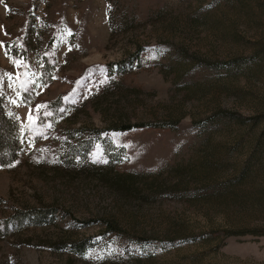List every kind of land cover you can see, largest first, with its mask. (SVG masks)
Instances as JSON below:
<instances>
[{"label": "rangeland", "instance_id": "rangeland-1", "mask_svg": "<svg viewBox=\"0 0 264 264\" xmlns=\"http://www.w3.org/2000/svg\"><path fill=\"white\" fill-rule=\"evenodd\" d=\"M0 92V264H264V0H0Z\"/></svg>", "mask_w": 264, "mask_h": 264}, {"label": "trees", "instance_id": "trees-1", "mask_svg": "<svg viewBox=\"0 0 264 264\" xmlns=\"http://www.w3.org/2000/svg\"><path fill=\"white\" fill-rule=\"evenodd\" d=\"M146 123L135 126H145ZM133 125L123 124L122 129L133 128ZM22 126L15 118L7 113L5 98L0 92V165L12 164L18 157L23 147ZM110 228H115V224L108 222ZM116 229V228H115Z\"/></svg>", "mask_w": 264, "mask_h": 264}]
</instances>
